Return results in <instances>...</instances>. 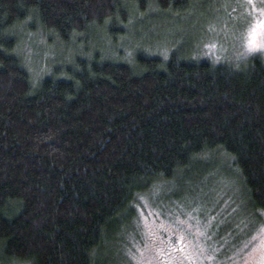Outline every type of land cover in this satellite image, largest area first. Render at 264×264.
I'll list each match as a JSON object with an SVG mask.
<instances>
[{"label": "trees", "instance_id": "16d2710c", "mask_svg": "<svg viewBox=\"0 0 264 264\" xmlns=\"http://www.w3.org/2000/svg\"><path fill=\"white\" fill-rule=\"evenodd\" d=\"M211 1L0 0V264H112L137 197L196 168L202 180L223 153L259 222L264 53L214 63L182 32L167 56L146 52L161 38L129 37ZM21 29L69 53L34 77Z\"/></svg>", "mask_w": 264, "mask_h": 264}, {"label": "rangeland", "instance_id": "374dc122", "mask_svg": "<svg viewBox=\"0 0 264 264\" xmlns=\"http://www.w3.org/2000/svg\"><path fill=\"white\" fill-rule=\"evenodd\" d=\"M193 16V11L184 13L161 31V25L151 28V40L131 27L129 37H136L140 45H157L161 38L164 43L146 52L167 56L174 46L183 45L177 39L182 32L196 40L192 57L214 63H235L252 53H264V0H212L205 14ZM18 34L17 47L34 77L49 72L46 62L61 61L69 51L56 37L48 46L41 32L21 29ZM215 156L205 161L212 166L202 180L195 181L201 177L196 168L137 197L135 216L123 237L126 246L131 244L130 251L119 249L122 258L113 254L112 264H264V210L257 223L248 216L253 212L236 169L224 153ZM231 227L239 231L229 232ZM238 236L242 242L237 244ZM216 238L224 243H213Z\"/></svg>", "mask_w": 264, "mask_h": 264}, {"label": "snow or ice", "instance_id": "6c2138e0", "mask_svg": "<svg viewBox=\"0 0 264 264\" xmlns=\"http://www.w3.org/2000/svg\"><path fill=\"white\" fill-rule=\"evenodd\" d=\"M261 27H264V25H261ZM249 44H250V47L254 45V41L251 38H250Z\"/></svg>", "mask_w": 264, "mask_h": 264}]
</instances>
